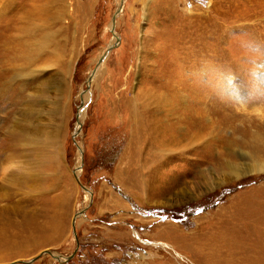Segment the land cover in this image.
<instances>
[{"label": "rangeland", "instance_id": "rangeland-1", "mask_svg": "<svg viewBox=\"0 0 264 264\" xmlns=\"http://www.w3.org/2000/svg\"><path fill=\"white\" fill-rule=\"evenodd\" d=\"M44 249L264 264V0H0V264Z\"/></svg>", "mask_w": 264, "mask_h": 264}, {"label": "water", "instance_id": "water-1", "mask_svg": "<svg viewBox=\"0 0 264 264\" xmlns=\"http://www.w3.org/2000/svg\"><path fill=\"white\" fill-rule=\"evenodd\" d=\"M120 5H121V2L119 3L118 7L115 9V11L113 12V14H112V16H111V30H112V32H113V34H114L115 39H114V41H113L112 43H110V44L108 45V47H107V49L105 50L104 54L106 53V51H108V49H109L112 45H115L116 42L119 40V35H118V34L116 33V31L114 30V23H115V15H116V12L119 10ZM88 80H89V78H88ZM82 100H83V99H82ZM84 106H85V102H84V101H81V103L79 104L78 110H77V112H76V124H75L76 126H75V129H74V132L72 133V134H73V137H72V138H73V141L75 142V144H76V146H77L78 151H79L80 154H82V150H83V149H82L80 143H79V142L77 141V139L75 138V134H76V133L79 131V129H80V125H81V122H82L81 117H80V114H81V113H80V108H81V107H84ZM79 113H80V114H79ZM75 176H76V180L78 181V183L80 184V186H81L82 189H84V190H90L89 187L83 185V184L79 181L78 176H77L76 174H75ZM90 192H91V190H90ZM83 213H84V209H81V210H79L78 212H76V213L74 214L73 218H72V226H73V230H74V234H75V238H76V243H77V244H79V240H78V238H77V236H76V233H75V218H76V216H77L78 214H83ZM44 253L49 254L53 259L58 260V261L67 260V259L70 258L69 255L63 256L62 254L55 253L54 251L52 252V251H50V250H48V249H44V250H42L39 254L35 255L34 257H32V258H30V259H28V260H22L21 262H23L24 264H32V263L35 262L36 259H38V258H39L42 254H44Z\"/></svg>", "mask_w": 264, "mask_h": 264}, {"label": "bare ground", "instance_id": "bare-ground-1", "mask_svg": "<svg viewBox=\"0 0 264 264\" xmlns=\"http://www.w3.org/2000/svg\"><path fill=\"white\" fill-rule=\"evenodd\" d=\"M121 6V5H120ZM80 114V113H79ZM82 160V159H81ZM80 163L78 162V167H77V170L75 171V174L78 176V179H79V181H80V177H79V173H80V171H81V168H80ZM78 171V174L76 173ZM87 191V193H88V197L90 196V194H91V192H90V190H86ZM56 253V252H55ZM217 255H219V254H217Z\"/></svg>", "mask_w": 264, "mask_h": 264}]
</instances>
